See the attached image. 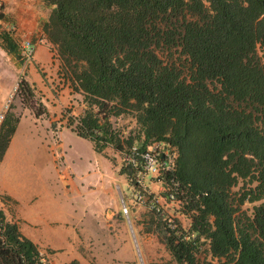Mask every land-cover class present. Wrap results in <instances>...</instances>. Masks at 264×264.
Wrapping results in <instances>:
<instances>
[{
  "label": "trees",
  "instance_id": "obj_1",
  "mask_svg": "<svg viewBox=\"0 0 264 264\" xmlns=\"http://www.w3.org/2000/svg\"><path fill=\"white\" fill-rule=\"evenodd\" d=\"M39 1L40 30L85 104L66 126L96 152L155 139L176 152V228L141 207L133 231L153 235L163 264H264V0ZM13 33L0 25L15 59ZM17 91L31 104L25 81ZM125 113L122 136L109 118ZM16 122L5 114L0 159ZM0 264H49L1 208Z\"/></svg>",
  "mask_w": 264,
  "mask_h": 264
},
{
  "label": "rangeland",
  "instance_id": "obj_2",
  "mask_svg": "<svg viewBox=\"0 0 264 264\" xmlns=\"http://www.w3.org/2000/svg\"><path fill=\"white\" fill-rule=\"evenodd\" d=\"M4 2L0 0L3 15L0 25L6 29L14 27L15 32V24L6 17L9 14ZM258 53L264 62V54ZM55 64L56 60L51 61L50 66L43 62L33 72L32 81L27 77L28 65L22 66L18 58H12L0 48V107L6 102V113L17 120L20 118L12 134L14 148L0 164V190L16 182L12 174L20 162L27 164L21 182L29 193L18 197V206L23 209L18 231L35 243L49 264H163L167 256L157 247L153 235L139 234L136 225L133 233L129 230L128 224L132 226L143 209L132 204L130 186L118 153L111 147H105L102 152L93 151L88 139L77 136L66 126L68 118L82 113L84 108L79 103L83 101L79 93L63 98L62 94L67 91L64 84L68 81L60 71L57 74ZM20 80L25 81L32 92L29 105L17 91ZM37 109L43 112L37 115ZM56 116L61 120L58 137L65 155L55 156L53 161L45 146L56 138L45 130L49 131V121ZM109 120L122 136H127L134 127L128 113L111 116ZM20 152L26 156H21ZM27 158L35 166H29V172ZM36 171L41 177L38 183L33 175ZM73 177L72 186L61 181L65 178L71 181ZM150 177L152 175L148 174L145 180ZM155 186L152 183L150 187ZM121 199L127 207L126 216L121 209ZM120 211L122 217L117 216ZM199 256L215 263L203 251Z\"/></svg>",
  "mask_w": 264,
  "mask_h": 264
},
{
  "label": "built area",
  "instance_id": "obj_3",
  "mask_svg": "<svg viewBox=\"0 0 264 264\" xmlns=\"http://www.w3.org/2000/svg\"><path fill=\"white\" fill-rule=\"evenodd\" d=\"M33 53V44L28 39H22L18 44V59L22 66H27L31 62ZM7 107L6 102L0 107V127ZM116 152L130 186L132 204L149 209L165 220L168 229L174 230L176 215L169 208L173 206L176 196L182 191L173 173L176 158L173 147L161 139H155L144 149L133 144ZM148 174L152 177L146 181L145 177ZM152 183L156 184L153 189L150 187ZM126 208V204L121 199V209L125 216ZM128 227L133 233L132 226L128 224ZM183 238L186 239L187 236L184 235Z\"/></svg>",
  "mask_w": 264,
  "mask_h": 264
},
{
  "label": "crops",
  "instance_id": "obj_4",
  "mask_svg": "<svg viewBox=\"0 0 264 264\" xmlns=\"http://www.w3.org/2000/svg\"><path fill=\"white\" fill-rule=\"evenodd\" d=\"M4 1H5L4 2L5 10L9 14L6 15V17L11 22H13V24H15L14 36L17 38V44H19V42L22 39H28L34 46V53L32 60L30 62L31 64L29 63L27 66V74H28L27 77H30V79H32L33 81V75H34L33 72L36 70L38 66H40L43 62H46V64H49L50 66V62L55 60L57 61V64H55L56 65L55 70L58 74L60 71L59 59L56 55L55 50L46 42L43 33L39 27V25L46 19L49 8L47 6H44L39 0H4ZM64 86H65L64 88L67 91L66 94L65 93L62 94L64 96L63 98L67 96H70L71 98L73 95L77 94L70 87H68V82H66ZM79 106L81 108H85L83 102H80ZM19 121L20 118H18L15 124V129L13 133L16 131ZM60 124H61V120H58V117L56 116L49 121V126H50L49 131L45 130V132L51 133L52 138L53 137L56 138V140L51 142L50 145L45 146L46 151L49 152L51 160L53 161L55 160V156L62 157L63 155H65V153L62 150V143L58 137V133H60L62 130V126H59ZM42 128L44 129V127ZM13 148H14V143H13V137L11 135L7 147L5 148V151L0 159V164L3 163L9 150ZM22 152H23V148H22ZM22 152H20V155L25 157L26 155H22L23 154ZM29 166H31V168H35L34 163L30 164V160L28 159V172H29ZM26 167L27 164L25 162L23 163L20 162L18 164V167L12 174L14 175V179L16 180V182L13 183V185H10L8 189L1 188L0 190V197L2 198V200H0V208L3 209L7 218H10L13 221H15L16 225H18L17 223L19 220L23 219V217L20 215V211H23V209L21 210L20 206H18V204L20 203L18 197L26 195L27 192L29 193V190L28 189L26 190V188L22 185L21 182V180H24L25 171L23 169H26ZM33 175L36 176L35 179H37V183H38V180L40 181L41 179V177L39 176V171H36L35 174ZM60 175L61 174H59L58 176L60 177ZM90 178L91 176H89V179ZM72 180L74 181V177L71 179V181L68 178H65V180H61V181L66 186L68 185L72 186L73 185ZM100 184L102 185V182ZM33 198H36V196H34Z\"/></svg>",
  "mask_w": 264,
  "mask_h": 264
},
{
  "label": "water",
  "instance_id": "obj_5",
  "mask_svg": "<svg viewBox=\"0 0 264 264\" xmlns=\"http://www.w3.org/2000/svg\"><path fill=\"white\" fill-rule=\"evenodd\" d=\"M138 252V251H137ZM138 255H139V253H138Z\"/></svg>",
  "mask_w": 264,
  "mask_h": 264
}]
</instances>
